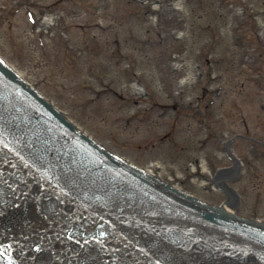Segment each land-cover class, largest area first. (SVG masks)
I'll use <instances>...</instances> for the list:
<instances>
[{
  "label": "rangeland",
  "instance_id": "1",
  "mask_svg": "<svg viewBox=\"0 0 264 264\" xmlns=\"http://www.w3.org/2000/svg\"><path fill=\"white\" fill-rule=\"evenodd\" d=\"M0 54L110 150L264 223V0H0Z\"/></svg>",
  "mask_w": 264,
  "mask_h": 264
},
{
  "label": "water",
  "instance_id": "2",
  "mask_svg": "<svg viewBox=\"0 0 264 264\" xmlns=\"http://www.w3.org/2000/svg\"><path fill=\"white\" fill-rule=\"evenodd\" d=\"M0 72L15 82L0 90V264H127L141 252L131 264H250L223 254L235 236L215 226L228 220L221 207L119 163L16 74ZM121 167L145 181L131 187L134 197H124ZM157 196L166 201L143 203ZM92 224L110 227V238L95 242ZM118 246L130 247L127 258L114 255Z\"/></svg>",
  "mask_w": 264,
  "mask_h": 264
},
{
  "label": "bare ground",
  "instance_id": "3",
  "mask_svg": "<svg viewBox=\"0 0 264 264\" xmlns=\"http://www.w3.org/2000/svg\"><path fill=\"white\" fill-rule=\"evenodd\" d=\"M229 193L231 195V198L228 201L222 203V208L229 212H233L237 208L236 194L235 191L231 189L229 190Z\"/></svg>",
  "mask_w": 264,
  "mask_h": 264
}]
</instances>
